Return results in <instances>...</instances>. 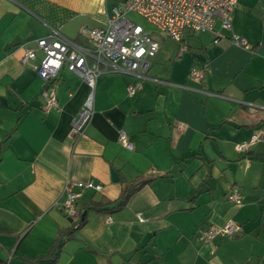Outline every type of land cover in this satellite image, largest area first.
Masks as SVG:
<instances>
[{
	"label": "crops",
	"instance_id": "obj_1",
	"mask_svg": "<svg viewBox=\"0 0 264 264\" xmlns=\"http://www.w3.org/2000/svg\"><path fill=\"white\" fill-rule=\"evenodd\" d=\"M121 1L0 0V264L49 255L76 219L61 209L65 183L89 180L102 186L81 191L85 220L60 237L47 264H264V0H237L229 29L215 18L216 42L212 32L188 29L181 40L162 37L145 77L100 74L91 120L73 135L89 86L63 65L53 83L57 108L44 112L46 83L21 62V44L54 29L89 46L80 27L106 25ZM191 67L203 69L200 80ZM137 179L145 181L123 205L83 208L116 200ZM235 186L239 204L227 197ZM227 220L239 224L236 233L199 239Z\"/></svg>",
	"mask_w": 264,
	"mask_h": 264
},
{
	"label": "built area",
	"instance_id": "obj_2",
	"mask_svg": "<svg viewBox=\"0 0 264 264\" xmlns=\"http://www.w3.org/2000/svg\"><path fill=\"white\" fill-rule=\"evenodd\" d=\"M236 2L237 0H123L111 8L106 25L80 27L79 33L89 39V46L52 29L48 34L35 38L34 46L21 44V62L32 68L46 83L42 91L44 112L57 108L53 83L63 65L77 73L89 86L86 97L71 120V133L81 134L94 111V87L100 74L113 70L145 77L162 37L181 40L187 29L212 32L213 41L216 42L221 34L213 29L214 19L218 18L223 28H231V14ZM131 11L144 17L155 30L149 31L135 23L127 16ZM230 41L238 46H249L247 39L237 34H232ZM183 48L182 45L181 49ZM37 49L42 51L39 60H36ZM202 75L201 68L191 67L189 70V77L196 81ZM141 87V82L137 81L129 83L126 90L129 95H133ZM259 137L255 132L248 140L236 143L235 147L237 150H244ZM118 139L125 146L131 147L124 130H120ZM101 186L100 182L92 180L66 182L61 209L68 217L77 218V199L81 191L84 188L99 190ZM227 197L236 204L241 203V192L236 186L228 192ZM138 219H142V216L138 215ZM239 228L237 222L227 220L221 225L199 231L198 236L201 241L206 242L218 235H233Z\"/></svg>",
	"mask_w": 264,
	"mask_h": 264
},
{
	"label": "trees",
	"instance_id": "obj_3",
	"mask_svg": "<svg viewBox=\"0 0 264 264\" xmlns=\"http://www.w3.org/2000/svg\"><path fill=\"white\" fill-rule=\"evenodd\" d=\"M145 179L143 180H134L133 182L130 183V185L126 186L123 191L121 192L120 196L113 201L110 200H104L103 198H101L100 200H88L85 205L83 206V208L85 210L88 209H94V210H101L103 209V205H111L116 203V206H120L123 205L126 200L128 199V197L130 196L131 192L137 188L140 184L144 183ZM82 212L78 211V217L75 219V221L73 222V224L70 225L69 229L67 230H63L61 232L58 233V236L55 240V243L53 244L51 250L49 251V255L46 256H42V257H37L34 258L32 260H29L31 264H47V263H51L53 262V258H49L48 256H51L52 254H54V249L55 248H59L60 243H59V239H61L60 237H62L63 235H69L76 227H78L79 225H81L84 220H85V215L83 217H81ZM54 256V255H53ZM44 257H46V259H44Z\"/></svg>",
	"mask_w": 264,
	"mask_h": 264
},
{
	"label": "rangeland",
	"instance_id": "obj_4",
	"mask_svg": "<svg viewBox=\"0 0 264 264\" xmlns=\"http://www.w3.org/2000/svg\"><path fill=\"white\" fill-rule=\"evenodd\" d=\"M127 16L131 18L135 23L142 25V27H144L145 29L149 31L155 30L154 26L151 23H149L144 17L138 15L137 13L131 11L127 14Z\"/></svg>",
	"mask_w": 264,
	"mask_h": 264
},
{
	"label": "water",
	"instance_id": "obj_5",
	"mask_svg": "<svg viewBox=\"0 0 264 264\" xmlns=\"http://www.w3.org/2000/svg\"><path fill=\"white\" fill-rule=\"evenodd\" d=\"M111 177H112V179L113 180H117L118 179V174H117V172L115 171V170H111ZM83 215H84V212H82V215H81V217H83Z\"/></svg>",
	"mask_w": 264,
	"mask_h": 264
}]
</instances>
